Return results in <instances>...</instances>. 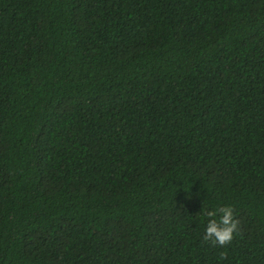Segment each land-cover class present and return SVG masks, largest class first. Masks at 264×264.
I'll return each mask as SVG.
<instances>
[{
	"label": "trees",
	"instance_id": "obj_1",
	"mask_svg": "<svg viewBox=\"0 0 264 264\" xmlns=\"http://www.w3.org/2000/svg\"><path fill=\"white\" fill-rule=\"evenodd\" d=\"M0 264H264V0H0Z\"/></svg>",
	"mask_w": 264,
	"mask_h": 264
},
{
	"label": "clouds",
	"instance_id": "obj_2",
	"mask_svg": "<svg viewBox=\"0 0 264 264\" xmlns=\"http://www.w3.org/2000/svg\"><path fill=\"white\" fill-rule=\"evenodd\" d=\"M207 220L203 239L213 245L226 246L231 243L233 234L238 228L231 206H223L216 211H207Z\"/></svg>",
	"mask_w": 264,
	"mask_h": 264
}]
</instances>
